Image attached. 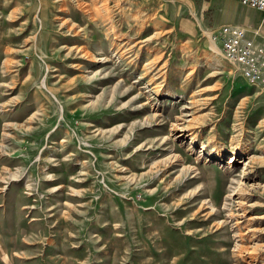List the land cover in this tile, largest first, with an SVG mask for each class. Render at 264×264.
<instances>
[{"label":"rangeland","instance_id":"1","mask_svg":"<svg viewBox=\"0 0 264 264\" xmlns=\"http://www.w3.org/2000/svg\"><path fill=\"white\" fill-rule=\"evenodd\" d=\"M187 16L0 0V264H264V92Z\"/></svg>","mask_w":264,"mask_h":264},{"label":"crops","instance_id":"2","mask_svg":"<svg viewBox=\"0 0 264 264\" xmlns=\"http://www.w3.org/2000/svg\"><path fill=\"white\" fill-rule=\"evenodd\" d=\"M184 17L183 27L211 37L212 31L221 25H239L255 43L264 42L262 14L251 7L245 9L238 0H180Z\"/></svg>","mask_w":264,"mask_h":264},{"label":"built area","instance_id":"3","mask_svg":"<svg viewBox=\"0 0 264 264\" xmlns=\"http://www.w3.org/2000/svg\"><path fill=\"white\" fill-rule=\"evenodd\" d=\"M238 1L258 10L264 20V0ZM211 37L227 64L238 71L248 84L264 92V42L255 43L247 35V30L239 25H221L212 31Z\"/></svg>","mask_w":264,"mask_h":264},{"label":"bare ground","instance_id":"4","mask_svg":"<svg viewBox=\"0 0 264 264\" xmlns=\"http://www.w3.org/2000/svg\"><path fill=\"white\" fill-rule=\"evenodd\" d=\"M184 26V25H183ZM212 47V49L213 50H215L216 48L214 47V46H211ZM199 151H204V149H203V146L200 148V150ZM207 155H210V156H212V155H215L212 151H210ZM217 158H219L220 157V155L219 154H216L215 155ZM233 161H235V157L234 156H229V160H228V163H231V162H233ZM242 174H245L246 172H245V168L243 167L242 168ZM238 181V180H237ZM233 194V193H232Z\"/></svg>","mask_w":264,"mask_h":264}]
</instances>
